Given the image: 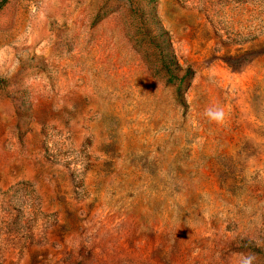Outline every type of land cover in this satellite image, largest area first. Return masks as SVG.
Listing matches in <instances>:
<instances>
[{
	"label": "rangeland",
	"instance_id": "obj_1",
	"mask_svg": "<svg viewBox=\"0 0 264 264\" xmlns=\"http://www.w3.org/2000/svg\"><path fill=\"white\" fill-rule=\"evenodd\" d=\"M243 255L264 264V0H0V264Z\"/></svg>",
	"mask_w": 264,
	"mask_h": 264
},
{
	"label": "clouds",
	"instance_id": "obj_2",
	"mask_svg": "<svg viewBox=\"0 0 264 264\" xmlns=\"http://www.w3.org/2000/svg\"><path fill=\"white\" fill-rule=\"evenodd\" d=\"M207 115L217 121L222 120V117H223L222 110H219V109L217 110L209 109L207 111ZM252 260H253V257L251 255H243L241 264H252Z\"/></svg>",
	"mask_w": 264,
	"mask_h": 264
}]
</instances>
